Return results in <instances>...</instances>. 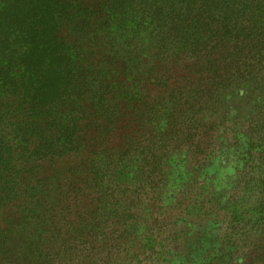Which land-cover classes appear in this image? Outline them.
Masks as SVG:
<instances>
[{"label":"trees","instance_id":"trees-1","mask_svg":"<svg viewBox=\"0 0 264 264\" xmlns=\"http://www.w3.org/2000/svg\"><path fill=\"white\" fill-rule=\"evenodd\" d=\"M170 25L192 58L199 39L212 44L204 61L193 58L204 62L193 65L195 84L264 81V0H0V202L22 192L43 264L62 260L67 237L95 218L102 197L92 192L162 166L177 104L166 98L179 95L180 104L193 93L170 84L153 100L142 89L147 60L177 51ZM104 44L124 60L121 72L97 67ZM250 187L264 189V176ZM72 189L79 193L69 203Z\"/></svg>","mask_w":264,"mask_h":264},{"label":"rangeland","instance_id":"rangeland-1","mask_svg":"<svg viewBox=\"0 0 264 264\" xmlns=\"http://www.w3.org/2000/svg\"><path fill=\"white\" fill-rule=\"evenodd\" d=\"M169 29L166 37L178 38L180 27ZM179 42L177 51L169 46L141 68L142 89L150 99L170 84L186 83L193 90L180 104L179 95L166 98L169 106L171 100L177 104L169 110L162 166L152 173L148 164V172L128 176L118 187L96 194L91 189L90 198L102 197L93 202L95 218L84 221V233L67 237L66 250L59 251L62 260L52 264H134V256L141 264H264V189L250 187L264 176V81L195 84L193 65L204 63L212 44L197 41L193 58L203 60L197 61L185 41ZM123 61L104 44L97 67L117 74ZM160 102H154L156 110ZM75 179L80 189L81 180ZM71 192L69 203L79 193ZM21 193L0 202V264H43Z\"/></svg>","mask_w":264,"mask_h":264}]
</instances>
